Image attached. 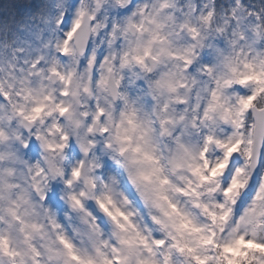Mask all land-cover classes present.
<instances>
[{
    "label": "clouds",
    "instance_id": "1",
    "mask_svg": "<svg viewBox=\"0 0 264 264\" xmlns=\"http://www.w3.org/2000/svg\"><path fill=\"white\" fill-rule=\"evenodd\" d=\"M0 264H264V0H0Z\"/></svg>",
    "mask_w": 264,
    "mask_h": 264
}]
</instances>
